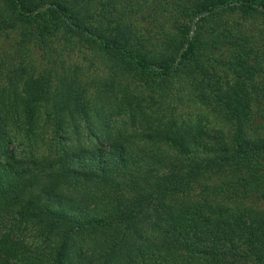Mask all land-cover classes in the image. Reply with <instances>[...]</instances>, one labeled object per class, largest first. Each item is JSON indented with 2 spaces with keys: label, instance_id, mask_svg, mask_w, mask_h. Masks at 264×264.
Wrapping results in <instances>:
<instances>
[{
  "label": "trees",
  "instance_id": "obj_1",
  "mask_svg": "<svg viewBox=\"0 0 264 264\" xmlns=\"http://www.w3.org/2000/svg\"><path fill=\"white\" fill-rule=\"evenodd\" d=\"M172 1L173 25L152 39L128 16L140 7L131 1L0 0V33L37 29L108 69L97 121L68 76L54 89L42 76L0 90V264H264V135L254 127L264 50L228 28L264 22V0ZM131 86L163 97L179 86L227 130L153 127L135 144L106 117L122 97L119 110L149 118ZM26 141L45 150L18 153Z\"/></svg>",
  "mask_w": 264,
  "mask_h": 264
},
{
  "label": "rangeland",
  "instance_id": "obj_2",
  "mask_svg": "<svg viewBox=\"0 0 264 264\" xmlns=\"http://www.w3.org/2000/svg\"><path fill=\"white\" fill-rule=\"evenodd\" d=\"M128 1L132 2L131 8L140 6L136 8L139 9L137 13L128 16L132 17L142 36L149 35L152 39L156 38L164 28L169 29L173 25L172 0H122L119 7ZM149 14H156V17L152 19ZM230 22L228 28L240 40L244 38V44L256 50H264L263 21L249 18L245 21L230 20ZM21 30V28H9L0 33V90L10 84L22 88L25 80L42 76L46 84L54 89L59 86L61 79L68 76L74 80L76 87L80 86L84 91L90 114L97 121L96 109L101 106L96 101L97 85L100 79L108 76V69L103 59L83 45L65 46L60 41L48 39L46 41L37 29L34 35L24 37ZM169 92V96L163 97L160 92L154 93L141 86L140 88L131 86L129 94H132L133 102L138 103L140 109L146 112L149 118L135 119L130 113L119 110V106L123 104L122 97L116 104L108 103L106 117L110 120L114 133L118 134L121 131L125 136L132 137L133 143L138 144L140 138L137 135L147 134L153 127L199 124L213 133L227 130L219 115L189 100L181 87L176 86ZM255 106L254 127L264 135V95L256 101ZM81 128L84 143L94 142L88 135L85 123ZM51 135L48 128L44 129V138L50 139ZM14 146L18 153L28 156L33 152L38 154L45 150V146L41 143L33 144L32 147L27 141L18 142Z\"/></svg>",
  "mask_w": 264,
  "mask_h": 264
}]
</instances>
